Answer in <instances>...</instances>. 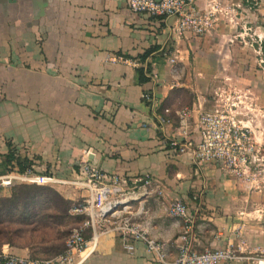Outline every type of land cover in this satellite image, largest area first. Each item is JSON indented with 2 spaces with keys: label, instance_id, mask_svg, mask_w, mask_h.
Masks as SVG:
<instances>
[{
  "label": "crops",
  "instance_id": "obj_1",
  "mask_svg": "<svg viewBox=\"0 0 264 264\" xmlns=\"http://www.w3.org/2000/svg\"><path fill=\"white\" fill-rule=\"evenodd\" d=\"M245 1L196 0L200 11L218 3L219 22L204 37L176 39L173 21L134 14L128 0H0V175L9 173L11 149L33 160L37 174L61 180L75 179L81 160L121 177L148 174L164 195L135 197L130 212L168 261L181 234L167 213L176 200L194 215L197 252L232 246L264 259V0L257 8ZM146 64L150 81L140 85L135 70ZM228 87L246 98L243 120L259 149L248 181L168 144L181 131L198 143L200 114ZM58 192L71 204L85 196L70 185ZM133 246L129 253L119 238L101 236L84 264H156L142 243ZM8 248L32 259L28 248Z\"/></svg>",
  "mask_w": 264,
  "mask_h": 264
},
{
  "label": "built area",
  "instance_id": "obj_2",
  "mask_svg": "<svg viewBox=\"0 0 264 264\" xmlns=\"http://www.w3.org/2000/svg\"><path fill=\"white\" fill-rule=\"evenodd\" d=\"M127 6L134 14L173 21L170 30L173 37L179 39L186 34L196 37L211 34L215 29V11L219 4L214 3L205 11L197 9L196 0H128ZM169 62L173 64L175 58H169ZM231 93L236 94L233 91ZM220 96L211 111L200 114L198 143L188 141L185 131H181L180 139L174 138L168 144L180 154L190 151L196 163L216 164L237 179L248 181L251 179V167L261 159L252 129L243 120V116H246L243 110L247 111L246 98L242 94L236 97H231V94ZM142 98L154 106L149 94H144ZM188 114L186 109L179 114L182 128L186 125ZM77 168L73 180L37 174L31 168L24 173H19L15 168L12 172L0 175V189H9L15 184L50 187L70 185L80 187L85 192V196L70 206L69 214L72 217L84 219L71 232L62 253L48 259H30L13 254L8 246H4L0 249V264H84L96 252L101 236L119 238L129 253L134 251V242L142 243L156 264H227L243 260H256L257 264H264V259L245 257L232 246L197 252L193 240L194 215L180 200L170 202L167 207L168 215L181 222L177 257L168 261L162 245L133 222L129 206L131 199L147 196L151 190L163 196V189L148 174L136 178L107 174L87 160L78 162ZM86 230L90 231L89 238L85 237Z\"/></svg>",
  "mask_w": 264,
  "mask_h": 264
},
{
  "label": "trees",
  "instance_id": "obj_3",
  "mask_svg": "<svg viewBox=\"0 0 264 264\" xmlns=\"http://www.w3.org/2000/svg\"><path fill=\"white\" fill-rule=\"evenodd\" d=\"M152 18V17H151ZM156 19V18H155ZM162 21L161 18H157ZM156 48L147 50L139 57V62L144 63L149 54ZM264 53V46H263ZM150 65L142 66L135 70L137 83L142 85L149 82ZM34 165V161L23 157L15 149H11L5 157L4 168L6 172H12L15 168L19 173H24ZM71 202L65 200L61 194L48 186L21 185L13 186L8 197H0V226L18 225L15 233H23V244L17 238L15 241H8L10 247L28 248L31 250V258H37V252L46 256H56L65 249L63 244L49 245L51 239L43 229L60 227L65 218H69L68 211ZM77 220L79 218H76ZM7 229V228H5ZM28 232L30 233H27ZM40 231V236L35 238L33 233ZM26 234H28L26 236ZM19 237V238H20Z\"/></svg>",
  "mask_w": 264,
  "mask_h": 264
},
{
  "label": "rangeland",
  "instance_id": "obj_4",
  "mask_svg": "<svg viewBox=\"0 0 264 264\" xmlns=\"http://www.w3.org/2000/svg\"><path fill=\"white\" fill-rule=\"evenodd\" d=\"M245 4H248L250 6L254 5V7L257 8L260 5V1H258V0L251 1L250 0V1H247V2L245 1ZM218 13H219V10L217 9V11H215V18L217 20V21H215L216 22L215 24H217L219 22V19H218V16H217ZM260 66L263 67L264 65L261 64ZM228 88L229 89L226 90V94L223 95L224 97L226 95H228V94H231V97L238 96L237 94L231 93L232 90L230 89V87H228ZM212 105H213L212 106V109H213L214 106H215V103L213 102ZM212 109H210V111ZM239 110L242 112V106H240ZM243 112L245 114L247 113L246 110H243ZM243 117H241V118H243ZM31 169L33 170V166L31 167ZM21 185H26V184H15L14 186H21ZM27 186H30V185H27ZM48 187L52 188V189H54V190H56L58 192V187L59 186H52V187L48 186ZM12 188L13 187H11L9 189H0V197L1 198H5V197L10 196ZM68 216H69V218H65L64 221H63V224L60 227H56L55 226V227H52V228H47V229L40 230V231H42V233H45L46 235H48L50 237V239H51V241H50L49 245H47V247H50L52 245H57V244H63L64 247H65V242L68 239V237L70 236L71 232L75 228H77L79 226V224H81L80 222L78 223V220L76 219V217H72L69 214V211H68ZM5 228H7V229H5ZM17 228H19L18 225L0 226V249L2 247H4V246L10 247L9 244H8V241H11V242L15 241L17 243V238H18L19 241L22 240V237H20V235L23 234V233H15V230ZM40 231L38 230L39 233H37V232L33 233V236L35 238H38L40 236ZM27 233H30V232H28V230H27ZM27 235L28 234H26V236ZM20 243L23 244L24 242L20 241ZM14 248H17V247H14ZM37 255H38L37 258H39V259H48V258L52 257V256L51 257L50 256H46V255L40 253L39 251L37 252Z\"/></svg>",
  "mask_w": 264,
  "mask_h": 264
}]
</instances>
